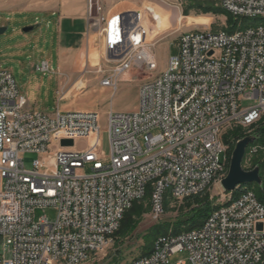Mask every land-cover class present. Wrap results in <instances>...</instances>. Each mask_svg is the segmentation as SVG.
Instances as JSON below:
<instances>
[{
  "label": "built area",
  "instance_id": "built-area-1",
  "mask_svg": "<svg viewBox=\"0 0 264 264\" xmlns=\"http://www.w3.org/2000/svg\"><path fill=\"white\" fill-rule=\"evenodd\" d=\"M217 1L231 6L235 18L264 12V0ZM86 17V43L99 42L110 65L101 88L114 93L118 80L134 70L149 77L134 112L107 114L109 151L103 158L98 112L32 111L12 75L0 69V264L92 258L102 236L118 230V218L148 190L154 194L150 214L157 218L168 184H176L175 201L214 172L223 178L224 127L240 119L242 128L245 119L264 114V31L234 37L188 32L165 71L150 77L158 62L140 13L105 12L99 0H86ZM36 70L49 72L48 63ZM239 99L249 106L240 108ZM76 141H85L86 149L74 150ZM259 153L264 147L250 146L244 158ZM27 154L35 156L28 169ZM46 209L55 211L54 220L35 218L36 210ZM179 252L187 253V264H264V206L246 191L200 229L158 237L149 255L129 264H169Z\"/></svg>",
  "mask_w": 264,
  "mask_h": 264
},
{
  "label": "rangeland",
  "instance_id": "rangeland-1",
  "mask_svg": "<svg viewBox=\"0 0 264 264\" xmlns=\"http://www.w3.org/2000/svg\"><path fill=\"white\" fill-rule=\"evenodd\" d=\"M25 2L20 11L29 8L39 0H0V28L5 31L0 34V69L8 71L14 78L19 92L26 98L28 106L38 112L52 114L62 105H71L70 110H95L99 114L100 125V156H108L109 146L106 132V116L113 113H132L138 104L139 88L149 77L140 71H131L118 80L117 90L112 93L107 88H101L99 81L109 71L101 44L91 41L83 46L59 38L61 32L57 28V16H44L39 13L19 12L16 4ZM80 1V0H77ZM104 11L138 12L153 32L154 54L158 62L155 77L165 71L167 60L178 53L179 36L185 32L210 31L219 32L226 28L223 15H203L198 6L213 5L219 7L217 0H99ZM145 16H144V14ZM36 19L37 24L32 21ZM238 26L234 32L253 27H264V19H248ZM142 21V23H144ZM34 27L28 33L22 30ZM80 27L74 28L73 35L81 32ZM225 32V31H224ZM95 39V37H94ZM43 62H47L49 72L36 70ZM240 108L249 106L248 102H238ZM236 127V126H232ZM224 127L221 140L227 130ZM249 132V128H243ZM142 143V141L140 140ZM248 148V147H247ZM246 148V150H247ZM85 141H76L74 150L84 151ZM231 156V155H230ZM34 155L24 156V165L28 169ZM254 158H244V170L251 168ZM230 161V160H229ZM104 162H107L105 160ZM88 172V169L85 171ZM219 179V178H217ZM222 179V178H221ZM146 199L139 203L141 211L135 218L134 229L125 238H114L101 252L83 264H129L141 257L145 240L156 226H171L176 220H184L185 201H173L170 191L165 195L171 201L159 217L150 214L151 192H146ZM150 195V201H149ZM200 196V195H199ZM207 198L213 206L227 203L231 196L226 194L216 179L201 193V198ZM45 216L52 221L55 218L53 209L36 210L35 218ZM147 238V239H146ZM187 253L179 252L169 257V264L183 262L187 264Z\"/></svg>",
  "mask_w": 264,
  "mask_h": 264
},
{
  "label": "trees",
  "instance_id": "trees-1",
  "mask_svg": "<svg viewBox=\"0 0 264 264\" xmlns=\"http://www.w3.org/2000/svg\"><path fill=\"white\" fill-rule=\"evenodd\" d=\"M198 11L203 14H212V15H223L226 19V28L224 31L226 33H233L238 26H246L249 20L245 18H235L230 14L224 12L221 8L213 7V5L207 6H198ZM252 136L254 137V142L248 146H261L264 147V117H262L257 124L249 128V132L243 130V128L236 127L227 130V132L222 137V143L227 147L225 156H226V170L228 169L230 155L233 151L235 143L241 140L244 137ZM247 148V149H248ZM264 155L262 153L257 154L252 162L251 168L258 167L259 170V178L261 180V186H257L256 184H246L239 186L234 192L226 193L231 196L229 201L235 200L239 194L244 191H252L257 198V200L264 205V162L262 159ZM244 160V159H243ZM243 163V161H242ZM147 195V194H146ZM141 200H145L146 196ZM200 195V196H199ZM138 202H134L129 210H127L123 218L120 221L119 229L113 234L112 240L118 237L120 239L125 238L129 235V233L134 229L135 226V218L139 217L143 212L141 211V207ZM150 201V195H149ZM171 199L167 198L166 195L164 197L163 202V212L167 210V206L169 205ZM185 201V209L186 212L182 215L184 216V220H176L171 226L162 225L156 226L154 230L150 233V236L147 240H145V245L143 246V252L141 257L147 256L152 251L153 242L158 237H166L168 235H179L184 232H189L194 229H198L201 227L205 219L219 206L213 207L207 200V198H201V194L193 195L184 199ZM150 205V204H149Z\"/></svg>",
  "mask_w": 264,
  "mask_h": 264
},
{
  "label": "bare ground",
  "instance_id": "bare-ground-1",
  "mask_svg": "<svg viewBox=\"0 0 264 264\" xmlns=\"http://www.w3.org/2000/svg\"><path fill=\"white\" fill-rule=\"evenodd\" d=\"M218 4H219V7L224 12H226V13H228V14H230L232 16V7L231 6L222 5V2H219V1H218ZM144 16H145V14H144ZM238 18H245V19L262 18V19H264V12H240V13H238ZM142 25L148 31V37L153 39L154 30L151 31L149 29L148 24L145 23V21H144V23H142ZM254 31H264V27H262V26H253V27L245 28V29L239 30L237 32H233V33H226L224 31H220V34H223V35H225L227 37H234V36L239 35L241 33L254 32ZM186 38H188V32L182 33L179 36V39H186ZM262 117H264V114H254L253 117H249V118L244 120L242 128H250V127L254 126L255 124L258 123V121ZM232 126L239 127L240 126V119H233L232 120ZM217 178H219V179L222 178V172H214V175H209L208 181L206 183H204L202 187H199V189H196L193 192H183L182 193V199H175V201H181V200H184L187 197L203 193L209 187V185H211V183ZM168 190L170 191L171 199L174 198V192H176V184H168V186H166L164 188V195H165L166 191H168ZM246 191H248V190L242 191L236 199H239L241 197V195H243ZM248 193L251 195V200H253V202H256L257 205L264 206L263 204H261L257 200V198L255 197V195H254V193L252 191H248ZM236 199L233 200V201H228L227 203L219 206L210 215L216 214L217 211L227 210V209H230V208L234 207ZM131 205L132 204H129V208L131 207ZM151 205H154V194H153V192H151ZM121 219L122 218H118V225H120ZM200 228L201 227H199L198 229H200ZM194 230H197V229H194ZM194 230H192V231H194ZM116 231H113V233H107L106 235L102 236V244L99 247V252H101L105 247L108 246L109 243H111L113 241L112 240V238H113L112 236H113V234ZM192 231H189V232H192ZM189 232H184V233H181L179 235H184V234H187ZM89 259H90V256H79V262L76 263V264H83L84 262H86ZM52 264H60V261H53Z\"/></svg>",
  "mask_w": 264,
  "mask_h": 264
},
{
  "label": "crops",
  "instance_id": "crops-1",
  "mask_svg": "<svg viewBox=\"0 0 264 264\" xmlns=\"http://www.w3.org/2000/svg\"><path fill=\"white\" fill-rule=\"evenodd\" d=\"M41 3L36 2L33 5H30L29 8L25 10H21L25 2H20L16 4L15 8L18 9L19 12H27V13H39L50 17L57 16L56 24L59 32H61L62 36L59 38H65L68 42H75L84 45L86 42V32H87V17H86V0H39ZM32 24H37V20L34 19ZM80 27L82 29L81 32L73 35L74 28ZM26 99V98H25ZM27 107L32 110L28 106ZM71 105H62L60 111H95V110H70ZM34 111V110H32ZM96 112V111H95Z\"/></svg>",
  "mask_w": 264,
  "mask_h": 264
},
{
  "label": "water",
  "instance_id": "water-1",
  "mask_svg": "<svg viewBox=\"0 0 264 264\" xmlns=\"http://www.w3.org/2000/svg\"><path fill=\"white\" fill-rule=\"evenodd\" d=\"M34 27H26L22 30L23 33L32 31ZM5 31V28H0V34ZM254 142V137L247 136L235 143L230 156V161L226 175L220 180V186L225 193L234 192L239 186L246 184H256L261 186L258 167L251 170H244L242 161L245 155L246 148ZM62 146H71V141H62Z\"/></svg>",
  "mask_w": 264,
  "mask_h": 264
}]
</instances>
